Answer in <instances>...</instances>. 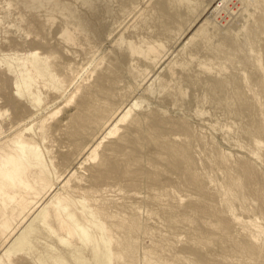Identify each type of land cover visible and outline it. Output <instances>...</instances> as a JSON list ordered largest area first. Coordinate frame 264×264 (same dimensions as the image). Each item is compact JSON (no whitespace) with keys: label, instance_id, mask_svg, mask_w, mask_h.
I'll return each instance as SVG.
<instances>
[{"label":"rangeland","instance_id":"1","mask_svg":"<svg viewBox=\"0 0 264 264\" xmlns=\"http://www.w3.org/2000/svg\"><path fill=\"white\" fill-rule=\"evenodd\" d=\"M0 264H264V0H0Z\"/></svg>","mask_w":264,"mask_h":264}]
</instances>
